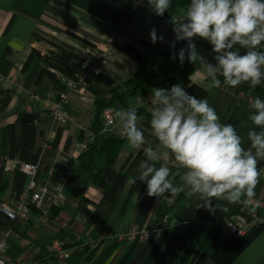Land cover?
Segmentation results:
<instances>
[{"label":"crops","instance_id":"obj_1","mask_svg":"<svg viewBox=\"0 0 264 264\" xmlns=\"http://www.w3.org/2000/svg\"><path fill=\"white\" fill-rule=\"evenodd\" d=\"M125 1L139 12L122 31L116 22L99 12L101 4L116 7L115 0H0V157L21 161L23 129L33 123L38 130L35 144L40 151L35 179L52 189L59 188L63 197L59 212L47 222H19L11 226V246L3 252V258L12 264L30 263L46 254V244L54 238L74 242L86 237L100 238L104 234L119 233L133 224L143 226L152 222L159 226L165 215L170 213L169 226L145 242L134 241L121 246L101 241L94 247L85 244L70 258L54 259L52 264H264V176L251 201L244 203V198L238 204L217 201L221 207L211 212L203 207L196 208L199 201L184 193L149 197L145 182L131 183L139 174L140 161L145 159L144 147L152 146L161 154L157 167L161 163L167 164L174 175L182 169L167 150L159 146L144 116H140L138 125L145 134V145L140 149L130 148L122 131L115 128L114 133L124 141L112 166L121 170L128 159L130 162L125 168L126 182L114 200L104 198L89 175L77 173L79 157L87 149L85 137L88 132L92 135L90 124L97 93L109 95V87L91 76L78 83L76 89H69L53 82L47 74L39 77L44 65L40 58H34L26 69L24 65L33 49L45 53L54 48L52 43L70 47L85 56L93 48H109L108 39L118 41L121 35L123 43L135 45L144 52L150 51L155 47L150 31L155 29L157 32V25L163 20L153 10L139 9L138 0ZM189 2L185 0L179 8L176 14L179 22ZM71 33L88 43L81 42ZM157 42L159 44L160 39ZM119 45L111 46L109 64L102 75L116 86L135 90L126 98L125 104L118 99L114 107L107 109L116 111L142 106L151 112L152 95L144 97L136 85L176 74L177 64L169 56L170 52L164 50L165 53H161L158 49L150 55L151 70L129 82L139 63L123 52ZM261 50H264V44ZM189 79L207 90L206 99L215 108L220 122L232 124L245 138L244 146L247 147V132L255 127L249 120L250 107L237 98L234 89L210 87V78L206 77L203 66ZM252 89L257 91V97L264 98V82ZM31 94L36 98L33 99ZM63 97L69 117L58 121L54 116V103ZM10 125L14 131L13 157L8 153ZM82 126L86 130H82ZM104 164L106 161L101 157L97 165ZM18 172L22 173L18 169L0 167V206L14 204ZM26 182L25 175L24 186ZM167 197H173L174 204L169 205ZM215 203L213 201V206ZM81 206L86 210V223L75 218ZM241 207L245 209L247 219L251 218L250 211H257L260 220L241 237L226 235L220 228L221 221ZM0 223L5 227L11 225L1 212ZM37 246L41 251L34 254Z\"/></svg>","mask_w":264,"mask_h":264},{"label":"clouds","instance_id":"obj_2","mask_svg":"<svg viewBox=\"0 0 264 264\" xmlns=\"http://www.w3.org/2000/svg\"><path fill=\"white\" fill-rule=\"evenodd\" d=\"M148 2L157 16L171 7V0ZM173 24V47L175 42L187 43L171 58L181 65L185 60L201 64L210 87H221V77L231 88L241 84L255 88L264 82V0H190L182 22ZM149 35L154 44L163 39L155 29ZM197 38L211 46L212 61L198 53ZM150 103L152 135L182 172L174 175L164 163L157 167L161 154L148 146L143 148L145 159L140 161L132 184L145 182L149 197L184 193L199 201L196 208L210 212L221 207L217 201L238 204L244 198L247 203L256 196V186L264 176V167L258 166L264 161V99L250 101L249 120L255 127L247 132V147L232 124L220 122L206 98L189 94L180 84L153 87ZM139 120L137 106L114 113L115 125L132 149L145 145Z\"/></svg>","mask_w":264,"mask_h":264},{"label":"trees","instance_id":"obj_3","mask_svg":"<svg viewBox=\"0 0 264 264\" xmlns=\"http://www.w3.org/2000/svg\"><path fill=\"white\" fill-rule=\"evenodd\" d=\"M116 7L101 4L99 7V12L108 18L112 19L117 23L118 27L124 31L126 26L130 24L136 17L139 10L131 3L125 0H115ZM185 3V0H171V7L165 12L163 16H158L161 20H172L177 17L176 14L180 7ZM76 39L83 43H88L85 39L77 34L71 33ZM41 39L40 37H37ZM51 43V42H50ZM198 53L202 54L208 61H212L215 55L211 51V46L207 41L196 39ZM54 48L49 49L47 52L43 53L38 49H33L24 65L26 69L34 58H40L44 65L40 71L39 77L47 74L53 82L60 84L61 86L67 87V80L79 81V75L82 72V64L84 61V56L77 53L70 47L54 44ZM120 49L131 57L135 58L138 63V69L129 80V82H134L141 76L145 75L151 70L149 65L150 55L152 53L158 52L161 49V53L168 51L169 56H173L176 52H171L167 48L162 47L155 43V47L150 48V51L144 52L139 47L132 45L130 43H122L119 45ZM244 52V49H239ZM160 51V50H159ZM173 61L177 64L178 72L174 75H166L159 78L156 81H147L144 84L138 83L136 88H140L144 97L152 95L153 87H165L170 88L174 84H180L184 87L189 94L196 95L199 99L207 98L208 92L202 86L190 81L189 76L202 65L199 63L192 64L187 60L181 65L178 60ZM97 79L106 84L109 87V95H103L97 93L95 100V112L93 120L90 124V131L92 133V140L87 144V149L80 155L78 165L76 167L78 174H87L91 178L92 184L98 187L104 198L108 200H114L119 194L120 190L124 186L127 179V170L125 169L130 159H128L121 170H115L113 168V163L118 157L121 150L124 139L117 135L116 133H104L102 132L103 127V113L107 108L114 107L116 100H120L125 104L126 98L133 93L134 88L124 89L122 86L114 85L113 81L104 75L97 76ZM222 83L221 86H227L223 83V78H220ZM242 89H252L248 84H241ZM229 89H233L227 86ZM256 95L257 91H253ZM60 99V98H59ZM58 99V100H59ZM138 115L144 116L146 125L150 126V112L144 107H138ZM24 142L23 147L19 153V158L21 161L28 163H37L40 151L36 148V137L38 130L36 126L32 124H27L23 129ZM8 143H9V156L13 157V145H14V131L12 125L8 128ZM103 157L106 161L105 165H97V161ZM259 167H264V161H260ZM16 195H18L25 182V174L16 173ZM60 207V206H59ZM59 207L52 209V214L50 219L59 212ZM70 245V244H68Z\"/></svg>","mask_w":264,"mask_h":264},{"label":"built area","instance_id":"obj_4","mask_svg":"<svg viewBox=\"0 0 264 264\" xmlns=\"http://www.w3.org/2000/svg\"><path fill=\"white\" fill-rule=\"evenodd\" d=\"M139 9L152 10L148 0H138L137 3ZM175 21L177 24L179 20L177 17L173 18L171 22ZM115 43L122 44V35L118 41L108 39L110 45L107 49L93 48L92 51L84 56L82 64V72L79 75V81L75 82L72 80L67 81V87L69 89H76L78 83L87 80L91 76H99L105 73L106 68L109 64L111 46ZM223 88L229 89L227 86ZM235 90L238 99L244 101L248 106L250 101L257 98L255 93L251 89H242L241 86L233 88ZM230 89V90H233ZM33 99L35 95H30ZM259 98V97H258ZM264 99V98H261ZM66 99L60 98L54 103V116L58 121H64L69 117L68 112L65 108ZM115 111L106 109L103 113V127L102 132L114 133L115 122H114ZM82 130H86L85 126L81 127ZM92 140V135L88 132L85 137L84 143L87 145ZM0 167L11 170L18 169L23 172L27 177V182L22 188L21 192L15 196L13 205H1L0 212L6 216L11 223L10 226L5 227L0 223V264H12L3 258V252L11 246V236L13 233V225L23 223H43L50 219L52 209L59 207L63 199L60 189H52L48 185L40 184L35 179L37 172V165L35 163H28L15 159H7L0 157ZM169 205L174 204L175 199L173 197H167ZM245 209L243 207L239 210L224 218L220 223L221 230L226 235L234 237H241L251 228V226L260 220V216L257 211H250V219H247L244 215ZM170 224V213H167L162 219V223L159 226L154 225L152 222L146 223L143 226L136 224L126 227L119 233L104 234L102 237H86L82 241L65 242L59 238H54L46 244V254L39 260H35L30 263H16V264H51L54 259H68L72 256L74 251L81 248L83 245H89L94 247L101 241H107L112 244L125 245L134 241L145 242L156 236L160 231L169 226ZM70 244V245H68Z\"/></svg>","mask_w":264,"mask_h":264},{"label":"water","instance_id":"obj_5","mask_svg":"<svg viewBox=\"0 0 264 264\" xmlns=\"http://www.w3.org/2000/svg\"><path fill=\"white\" fill-rule=\"evenodd\" d=\"M173 27H174V24L171 21H160L157 25L156 34H157V37H163V39L160 40L159 42V44L162 47H165L173 52H178L180 48H183L186 46L187 42L186 41L175 42V47H173V42H174ZM75 218L77 221L81 223H86L87 215H86V210L83 206L79 208ZM40 251H41V247L37 246L33 250V253L37 254Z\"/></svg>","mask_w":264,"mask_h":264},{"label":"rangeland","instance_id":"obj_6","mask_svg":"<svg viewBox=\"0 0 264 264\" xmlns=\"http://www.w3.org/2000/svg\"><path fill=\"white\" fill-rule=\"evenodd\" d=\"M50 44H51V43H50ZM86 55H87V54H86ZM67 81H68V80H67ZM66 84H67V82H66ZM104 165H105V164H104ZM53 261H54V260H53ZM53 261H51V264H52Z\"/></svg>","mask_w":264,"mask_h":264}]
</instances>
